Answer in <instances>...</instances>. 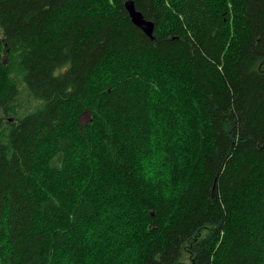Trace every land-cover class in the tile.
Segmentation results:
<instances>
[{
  "label": "trees",
  "instance_id": "obj_1",
  "mask_svg": "<svg viewBox=\"0 0 264 264\" xmlns=\"http://www.w3.org/2000/svg\"><path fill=\"white\" fill-rule=\"evenodd\" d=\"M133 1L0 0V264H264V0Z\"/></svg>",
  "mask_w": 264,
  "mask_h": 264
},
{
  "label": "water",
  "instance_id": "obj_2",
  "mask_svg": "<svg viewBox=\"0 0 264 264\" xmlns=\"http://www.w3.org/2000/svg\"><path fill=\"white\" fill-rule=\"evenodd\" d=\"M124 5L129 13L132 22L141 28L150 37L153 36L154 22L145 17L143 13L136 8L133 0H125Z\"/></svg>",
  "mask_w": 264,
  "mask_h": 264
},
{
  "label": "rangeland",
  "instance_id": "obj_3",
  "mask_svg": "<svg viewBox=\"0 0 264 264\" xmlns=\"http://www.w3.org/2000/svg\"><path fill=\"white\" fill-rule=\"evenodd\" d=\"M86 118H87V113H84L82 119L85 120ZM185 257H187V255H185Z\"/></svg>",
  "mask_w": 264,
  "mask_h": 264
}]
</instances>
